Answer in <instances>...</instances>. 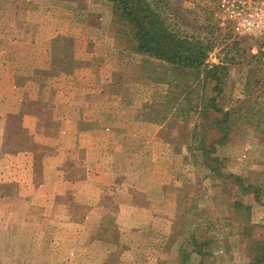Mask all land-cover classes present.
Returning <instances> with one entry per match:
<instances>
[{
  "label": "rangeland",
  "instance_id": "1",
  "mask_svg": "<svg viewBox=\"0 0 264 264\" xmlns=\"http://www.w3.org/2000/svg\"><path fill=\"white\" fill-rule=\"evenodd\" d=\"M154 1L183 34L212 42L207 62L226 67L219 92L136 52L109 0H0V155L32 160L29 187L0 183V264L263 254L264 122L216 143L220 115L203 106L215 96L236 118L264 114V65L251 52L264 33L238 34L222 0Z\"/></svg>",
  "mask_w": 264,
  "mask_h": 264
},
{
  "label": "trees",
  "instance_id": "2",
  "mask_svg": "<svg viewBox=\"0 0 264 264\" xmlns=\"http://www.w3.org/2000/svg\"><path fill=\"white\" fill-rule=\"evenodd\" d=\"M109 1L113 4L117 19L128 26L129 33L135 42L136 52L167 63L179 75L194 76L200 83L202 79V89H205L209 82H213L215 83L214 90L218 91V85L222 81L221 72L226 67L222 63L210 65L207 62L208 53L213 48L212 42L209 40L204 41L198 36L183 34L179 28H175L173 24L168 22V16L160 10L161 8L154 0ZM251 58L253 57L251 56ZM179 86L185 90L187 83H181ZM249 100H252V98L243 100L242 104ZM208 107L220 115L219 118L216 117L214 123L221 134V138L216 143H223L234 125L247 123L256 127V124L259 125L262 121L264 122V114L258 116L259 113L253 107L247 108L246 113H244L245 117L241 115L236 118L231 110H225L218 105L215 96L211 97L207 104H204L203 110ZM215 161L218 162L219 158H216ZM214 170L218 171L216 167H214ZM235 179L242 186L243 181L238 178ZM237 205L244 207L238 201ZM247 209L249 210V207ZM263 261L264 251L257 258L256 264H262Z\"/></svg>",
  "mask_w": 264,
  "mask_h": 264
},
{
  "label": "built area",
  "instance_id": "3",
  "mask_svg": "<svg viewBox=\"0 0 264 264\" xmlns=\"http://www.w3.org/2000/svg\"><path fill=\"white\" fill-rule=\"evenodd\" d=\"M224 19L234 22L238 34L264 33V0H222ZM264 65V43L251 49Z\"/></svg>",
  "mask_w": 264,
  "mask_h": 264
},
{
  "label": "crops",
  "instance_id": "4",
  "mask_svg": "<svg viewBox=\"0 0 264 264\" xmlns=\"http://www.w3.org/2000/svg\"><path fill=\"white\" fill-rule=\"evenodd\" d=\"M3 135V132L0 131V139ZM13 161L15 162L13 164ZM9 162L11 165H9ZM0 164H3V166L0 165V183H19V185L24 187L25 185L30 186L29 183L27 182L29 179H26L23 177L22 171L24 170V167L27 168L26 171L31 169L32 166V160L30 153L28 152H17V151H11V153L7 154H2L0 155ZM17 170V171H16ZM16 175H15V172ZM7 172H11V174L14 177L9 178L7 176ZM23 189V188H22ZM33 194V193H32ZM21 197H27L30 195H27L22 192L20 193ZM9 198H11L9 196ZM32 202H29L27 205H31ZM25 219V215L23 214V220ZM10 224V223H9Z\"/></svg>",
  "mask_w": 264,
  "mask_h": 264
}]
</instances>
